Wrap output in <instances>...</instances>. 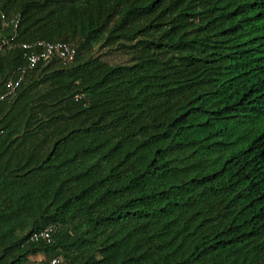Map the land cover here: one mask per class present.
<instances>
[{
	"label": "trees",
	"instance_id": "trees-1",
	"mask_svg": "<svg viewBox=\"0 0 264 264\" xmlns=\"http://www.w3.org/2000/svg\"><path fill=\"white\" fill-rule=\"evenodd\" d=\"M0 9L15 43L75 49L0 100V264H264V0Z\"/></svg>",
	"mask_w": 264,
	"mask_h": 264
},
{
	"label": "built area",
	"instance_id": "built-area-1",
	"mask_svg": "<svg viewBox=\"0 0 264 264\" xmlns=\"http://www.w3.org/2000/svg\"><path fill=\"white\" fill-rule=\"evenodd\" d=\"M18 22V15L13 14L9 17L0 9V51L18 47L21 50L23 64L9 76L4 82V93L0 95V100L11 98L16 88L23 80L24 75L32 70L37 64L44 65L51 60H55L59 65H66L71 62L75 49L71 44L61 41H42L35 40L32 42L15 43V27ZM78 97H76L77 99ZM54 225H47L38 231L30 233L29 242L44 241L51 242V235L54 232ZM58 256L51 257L49 264H58Z\"/></svg>",
	"mask_w": 264,
	"mask_h": 264
},
{
	"label": "rangeland",
	"instance_id": "rangeland-1",
	"mask_svg": "<svg viewBox=\"0 0 264 264\" xmlns=\"http://www.w3.org/2000/svg\"><path fill=\"white\" fill-rule=\"evenodd\" d=\"M102 58L106 60H110L111 62H115L117 60V56L114 55V53H106L102 54ZM40 259H43L42 256H37V257H30L29 262L26 264H37Z\"/></svg>",
	"mask_w": 264,
	"mask_h": 264
}]
</instances>
